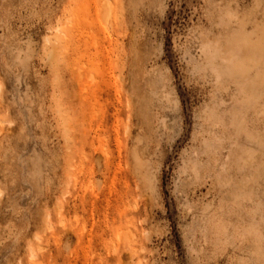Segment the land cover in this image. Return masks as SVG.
Instances as JSON below:
<instances>
[{"label": "rangeland", "instance_id": "1", "mask_svg": "<svg viewBox=\"0 0 264 264\" xmlns=\"http://www.w3.org/2000/svg\"><path fill=\"white\" fill-rule=\"evenodd\" d=\"M0 264H264V0H0Z\"/></svg>", "mask_w": 264, "mask_h": 264}, {"label": "bare ground", "instance_id": "2", "mask_svg": "<svg viewBox=\"0 0 264 264\" xmlns=\"http://www.w3.org/2000/svg\"><path fill=\"white\" fill-rule=\"evenodd\" d=\"M80 75V74H79ZM87 121V120H86Z\"/></svg>", "mask_w": 264, "mask_h": 264}]
</instances>
